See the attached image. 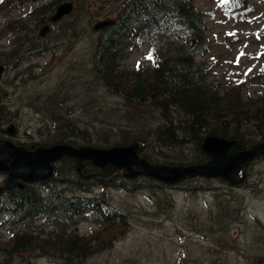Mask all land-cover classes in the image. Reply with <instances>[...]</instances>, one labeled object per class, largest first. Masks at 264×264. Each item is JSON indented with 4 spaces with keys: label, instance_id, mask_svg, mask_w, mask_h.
<instances>
[{
    "label": "trees",
    "instance_id": "16d2710c",
    "mask_svg": "<svg viewBox=\"0 0 264 264\" xmlns=\"http://www.w3.org/2000/svg\"><path fill=\"white\" fill-rule=\"evenodd\" d=\"M33 1L42 3L30 9ZM65 1L73 0H0V12L17 6L30 18L28 22L8 21L0 30V38H8L10 46L3 52L0 43V65L5 66V75L14 66L22 68L7 88L0 84L1 133L13 137L20 133L14 118L19 110L16 112L8 101L17 89H8L18 86L16 80L40 77L32 74L40 68L41 53L60 51L64 44L70 45L74 34L90 31L85 32L84 21L90 19L89 9H74V16L52 24V15ZM74 1L87 6L108 5L107 14L119 6L123 9L110 19V26L98 32L92 27L96 37L93 40L89 36L93 40L90 61L83 59L82 67L66 79L61 76L48 93L38 89L32 92L33 105L27 104L43 117L45 123L37 129L42 140L17 144L33 149L58 143L99 148L137 143L140 155L151 163L181 166L210 159L203 150L209 135L238 139L245 148L264 141V64L252 78L221 82L211 78L213 64L197 59L205 57L207 20L214 11L198 7L196 0ZM261 2L264 0H218L223 13L241 21H247V13ZM84 14L88 15L85 19ZM48 22L60 27L53 30V38L40 36L39 29ZM142 46L148 48L151 65L125 67L124 56ZM254 86L261 90L252 98L248 90ZM11 124L14 128L6 129ZM52 131L53 137L47 139ZM15 137L10 140L15 142ZM78 164L77 159L64 157L54 163L55 174L42 183L43 187L14 186L0 194V217L5 219L0 227L10 232L7 238L0 236V264H15L24 255L50 257L57 264H84L95 254L113 248L135 220L130 210L114 204L113 189L127 195L150 192L154 214L170 219L175 214V192L210 193L215 207L207 216L194 210L180 215L179 234L183 238L182 231L186 230L221 248L238 249L235 230L246 225V198L235 187L245 188L248 167L235 186L221 178L168 185L146 176L128 179L121 169L107 172L91 161H83L79 172ZM254 219L255 241L263 249L250 259L257 264L264 261V224ZM30 222L36 226L30 227ZM83 222H94L97 227L90 234L81 233L77 227Z\"/></svg>",
    "mask_w": 264,
    "mask_h": 264
},
{
    "label": "rangeland",
    "instance_id": "374dc122",
    "mask_svg": "<svg viewBox=\"0 0 264 264\" xmlns=\"http://www.w3.org/2000/svg\"><path fill=\"white\" fill-rule=\"evenodd\" d=\"M41 3L42 1L37 3L33 1L30 4V9L39 7ZM73 3L74 9L78 11L89 9L90 19L86 18L88 17L87 14H84L83 19L86 18L84 21L87 23L85 32L90 31L85 35L80 31L78 36L74 34L69 41L70 45L65 47L66 44H64L60 51L49 50L41 53L42 58L38 60L40 68L35 69L32 74V76L38 75L40 77L38 79L29 78L27 81L16 80L15 83L18 86L8 89L11 92L13 89H17L8 100L11 106L14 105L16 112L19 110L14 117L15 126L20 125L19 136L15 137L14 135L16 143L22 141L31 144L35 141L39 143L42 140L37 134V129L45 122H43L40 113L37 114L35 110L31 109L33 105L30 102L32 101L31 97H33L31 96L32 92L38 89L39 92H43L42 94L48 93L49 89L57 84L61 76L66 79L71 72L82 67L83 59L90 61L93 54V40L96 37L93 31L91 33L92 27L101 20L116 18L123 9L122 6H119L115 12L107 14L110 11L108 5L96 3L94 6H87L84 2V4L82 2L77 4V1L74 0ZM196 4L202 9L214 11L213 16L207 20L206 39L208 48L203 46L205 57L197 58L198 60L204 59L209 65L214 64L211 68L213 74L211 78L221 82L228 80L235 82L239 77L252 78L258 74L262 63H264V2L257 3V9L249 14L251 19L249 23L237 22L228 18L221 12L218 0H196ZM71 15L74 16L73 13ZM16 19L19 22H28L30 18H26L24 9L21 10L17 6L1 11L0 30L8 21ZM46 26H48L46 36L55 37L53 30L58 27L48 22V24L43 25V29ZM89 36L93 37L92 42ZM0 43L4 46L3 52L10 50L8 38H0ZM147 51L146 46L130 50L124 56L122 64L129 69L141 62L149 66L150 61L146 58ZM21 70L22 68L15 66L11 68L10 72L4 76L1 85L7 88L9 80ZM25 77L27 76L25 75ZM258 90L261 88L254 86L248 91L253 98ZM108 101L115 102L114 100ZM27 103L32 105L29 106ZM13 128L14 126L11 124L6 129L12 130ZM54 133L52 131L47 139H51ZM14 137L8 133L0 132V148L4 146L7 139H14ZM34 146L38 145L35 144ZM105 170L108 172L112 170V167H107ZM247 170L248 179L245 188L235 187V191L246 198L244 220L246 221L245 226L249 228L247 230L243 225L242 230H235L238 249L221 248L186 230L182 231L185 236L183 238L180 236L179 230L182 226L180 215H184L189 210H194L207 216L210 208L215 207L210 193L195 195L186 194L183 191L175 192V214L170 219L154 214L153 204L149 198L152 196L150 192L127 195L113 189L111 193H115L114 204L121 209L130 210L135 220H133L129 231L115 243L113 248L95 254L84 264H254L250 259L255 258L263 250L255 241L257 230H255L254 218L256 217L264 224V157L249 165ZM6 179L7 174L0 172V185L3 186ZM213 185L221 186L222 184L215 183ZM1 220H5L4 216L0 217ZM95 225L94 222L79 223L78 230L81 233L88 232L90 234L93 229H96L97 226ZM32 226H36V223L30 222V227ZM9 235L10 232L1 226L0 236L7 238ZM15 264H57V262L50 257L35 258L32 255H24L17 259ZM257 264H264V261L260 260Z\"/></svg>",
    "mask_w": 264,
    "mask_h": 264
},
{
    "label": "water",
    "instance_id": "95a60500",
    "mask_svg": "<svg viewBox=\"0 0 264 264\" xmlns=\"http://www.w3.org/2000/svg\"><path fill=\"white\" fill-rule=\"evenodd\" d=\"M72 2H65L58 6L52 16L53 22H58L73 10ZM110 24L101 21L95 29H101ZM48 31L45 27L41 31L44 36ZM5 67L0 65V81ZM203 150L210 159L196 165H155L142 157L139 145L131 144L111 148H99L90 145L75 146L70 143H58L49 147H38L29 150L7 140L0 148V172L7 174L3 189L11 190L15 185L25 188L27 183L45 181L54 175V163L63 157H73L79 161L78 170L81 171L82 161H91L96 167L106 169H121L127 178L140 175L151 177L166 184H177L190 178H222L232 185H236L240 173L244 174L247 165L260 156H264V141L245 148L238 139H228L217 135H209L203 143ZM243 177V176H242Z\"/></svg>",
    "mask_w": 264,
    "mask_h": 264
},
{
    "label": "snow or ice",
    "instance_id": "6c2138e0",
    "mask_svg": "<svg viewBox=\"0 0 264 264\" xmlns=\"http://www.w3.org/2000/svg\"><path fill=\"white\" fill-rule=\"evenodd\" d=\"M149 58H151V57H149Z\"/></svg>",
    "mask_w": 264,
    "mask_h": 264
}]
</instances>
